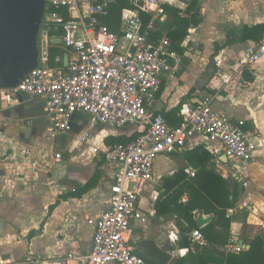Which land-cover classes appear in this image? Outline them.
Returning <instances> with one entry per match:
<instances>
[{"label":"crops","instance_id":"obj_1","mask_svg":"<svg viewBox=\"0 0 264 264\" xmlns=\"http://www.w3.org/2000/svg\"><path fill=\"white\" fill-rule=\"evenodd\" d=\"M190 1L164 0L163 5L185 11ZM198 3L202 23L181 45L184 53L183 44L197 45L196 53L182 54L185 57L179 75L169 84L164 81L150 94L147 111L153 116L162 115L175 126L184 105L212 96L214 112L243 122L242 128L254 134L255 156L251 178L248 183L242 179L241 187L233 162L228 158V162L223 160L226 156L223 146L206 137L197 135L184 149L157 158L153 179L140 199L148 221L136 222L128 240L135 248L146 240L155 242L171 255L168 264L177 261L193 264L194 257L204 251L214 260H222L230 254L226 246L231 240L246 246L244 251L250 249L257 236H264V58L242 71L230 85H223L218 68L211 75L214 57L221 54L232 63L255 43L233 44L212 58L214 45H223L230 29L264 23V0H198ZM82 12L87 14L86 4ZM206 44L209 50L205 55ZM65 56L68 54L62 56L66 68ZM209 75L203 89L198 88L199 82ZM101 126L89 116L77 114L70 132L52 136L43 98L15 97L0 91V260L20 264L33 258L66 264L68 255L85 256L92 251L95 228L87 218L96 219L109 208L112 174V167L97 159L93 150L117 144L107 143L110 137L129 138L138 135L141 129L139 126L124 129L103 126L102 129ZM93 129H102L97 143L89 142ZM194 150L204 158H212L207 170L221 176L231 192L235 182L240 190L235 206L228 211L232 221L230 231L216 228L210 241L204 238L206 246L190 242L191 234L199 231L184 233L188 225L173 211L171 199L181 185L201 177V170L190 161V152ZM96 172L100 177L95 187L80 197L74 196L89 187ZM187 199L185 193L181 202ZM200 216L212 217L196 213L195 221Z\"/></svg>","mask_w":264,"mask_h":264},{"label":"built area","instance_id":"obj_2","mask_svg":"<svg viewBox=\"0 0 264 264\" xmlns=\"http://www.w3.org/2000/svg\"><path fill=\"white\" fill-rule=\"evenodd\" d=\"M116 1L46 0L40 65L16 89L4 91L15 97L43 98L52 136L70 132L77 114L113 129L141 128L130 143L93 150L97 159L112 167L109 208L96 219L87 218L95 228L92 251L85 256L68 255L66 264H145L128 240L136 222L148 221L140 207L143 191L153 179L157 158L184 149L197 135L221 144L240 177L247 183L251 178L254 134L242 128L243 122L214 112L212 96L184 105L176 127L162 115L153 116L147 111V98L164 81L169 84L179 75L185 55L173 50L168 38L153 37L157 22L166 17L164 0H129L141 3L150 19L145 23L138 12L126 10L119 34L112 33L102 21L108 16V6ZM84 4L87 14L82 12ZM57 30L62 31V37L51 36V31ZM58 38L60 48L69 57L66 68L62 57L56 58V67L48 64L49 48ZM183 46L184 54L197 50L195 44ZM263 58L264 39L249 45L232 63L221 54L214 57L213 63L223 85H230L242 71ZM190 242L206 246L200 232L191 234ZM242 251L236 240L226 246L230 254ZM0 264L9 263L0 260ZM20 264L55 263L27 258Z\"/></svg>","mask_w":264,"mask_h":264},{"label":"trees","instance_id":"obj_3","mask_svg":"<svg viewBox=\"0 0 264 264\" xmlns=\"http://www.w3.org/2000/svg\"><path fill=\"white\" fill-rule=\"evenodd\" d=\"M142 7L141 3L129 0H117L108 6V16L102 18V21L106 23L112 33L119 34L122 25V15L126 10L138 12L145 23L149 21L150 17ZM163 7L166 18L157 22L153 37L155 40L162 37L168 38L171 42V48L179 54H183L182 43L189 38L191 31L197 29L202 23L198 0H191L185 11L170 5H163ZM63 15L66 19H70L65 11H63ZM51 36L62 37V31H51ZM226 36V41L223 45H219L218 43L214 45L212 58L221 50L233 44L246 43L247 41L258 43L262 41L264 39V23L245 26L241 30L230 29ZM63 55L64 51L60 47L50 46L49 66L56 67V58ZM179 124L180 118L177 125L171 126L176 127ZM137 136V134H134L129 138L110 137L106 142L111 144L113 142L126 144L132 142ZM190 158L191 163L201 170V177L193 180L191 183H185L178 188V191L171 197L172 204L174 205L173 211L187 223L188 226L183 230L184 233L189 234L194 230H198L207 241H210L216 228H221L226 232L230 231L232 221L228 217V211L235 206L240 190L238 183L235 182V187L233 192H231V188L227 187L229 186L228 183L221 176L207 170V165L212 159L211 157L204 158L202 153L198 154V151L194 150L190 152ZM99 177V172H96L89 187L82 192L74 194V196L80 197L86 191L95 187ZM185 193L188 194V199L183 203L181 202V198ZM231 196H233V200H230ZM196 213L212 216L214 220L207 227L199 229L195 221ZM213 261H216L217 264H264V236H257L252 241L250 249L244 250L239 254H228L222 260H214L204 251L194 257L193 264H212ZM174 264H181V262L177 261Z\"/></svg>","mask_w":264,"mask_h":264},{"label":"water","instance_id":"obj_4","mask_svg":"<svg viewBox=\"0 0 264 264\" xmlns=\"http://www.w3.org/2000/svg\"><path fill=\"white\" fill-rule=\"evenodd\" d=\"M45 13L46 0H0V91L16 89L39 67ZM60 45V38L53 41V46ZM65 65H68V56H65ZM211 69L214 75L215 66L211 65ZM209 78L210 75L205 76L197 87L203 89ZM223 160L228 162L226 156ZM236 177L241 187L242 178L237 174ZM212 220V217L200 216L196 220L197 227L201 229ZM136 254L145 264H168L171 260V255L151 240L138 244Z\"/></svg>","mask_w":264,"mask_h":264},{"label":"rangeland","instance_id":"obj_5","mask_svg":"<svg viewBox=\"0 0 264 264\" xmlns=\"http://www.w3.org/2000/svg\"><path fill=\"white\" fill-rule=\"evenodd\" d=\"M124 45H125V43L123 42L122 44H121V46H120V48L122 49V48H124ZM206 47H205V50H204V54L206 55L207 54V52H208V50H209V44H206L205 45ZM196 53V52H195ZM194 54V53H193ZM103 126H105V125H102L101 127H99V128H104ZM102 129H93L92 131H91V133H90V140H89V142H93V143H97L100 139H99V137H100V133H101V130ZM83 144V143H82Z\"/></svg>","mask_w":264,"mask_h":264}]
</instances>
